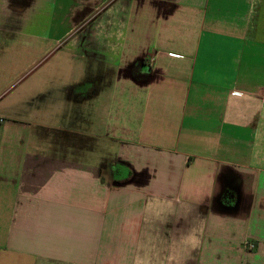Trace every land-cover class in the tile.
Masks as SVG:
<instances>
[{
    "label": "crops",
    "instance_id": "crops-1",
    "mask_svg": "<svg viewBox=\"0 0 264 264\" xmlns=\"http://www.w3.org/2000/svg\"><path fill=\"white\" fill-rule=\"evenodd\" d=\"M46 2L18 80L0 0V264H264V0Z\"/></svg>",
    "mask_w": 264,
    "mask_h": 264
},
{
    "label": "rangeland",
    "instance_id": "rangeland-1",
    "mask_svg": "<svg viewBox=\"0 0 264 264\" xmlns=\"http://www.w3.org/2000/svg\"><path fill=\"white\" fill-rule=\"evenodd\" d=\"M45 1V0H44ZM47 1V0H46ZM42 0H18L19 5L22 6L23 12L17 15L18 22L16 25V34H17V61L16 68L18 73V80L25 79L35 67L42 65L54 51L50 50L46 54L43 53L47 47V44L44 41L36 40L30 42L29 33L34 31L35 35L42 34V26L39 24V19L41 18L40 13H43L42 18L47 19L51 16L52 5L47 4V2L42 5ZM48 13V15H47ZM33 20V23L31 21ZM35 21V22H34ZM68 26H52V33H64ZM48 28V25H47ZM9 29V27H8ZM9 33V31H8ZM45 58V59H44ZM3 125H0V129Z\"/></svg>",
    "mask_w": 264,
    "mask_h": 264
},
{
    "label": "built area",
    "instance_id": "built-area-1",
    "mask_svg": "<svg viewBox=\"0 0 264 264\" xmlns=\"http://www.w3.org/2000/svg\"><path fill=\"white\" fill-rule=\"evenodd\" d=\"M250 247H252V246L250 245Z\"/></svg>",
    "mask_w": 264,
    "mask_h": 264
}]
</instances>
